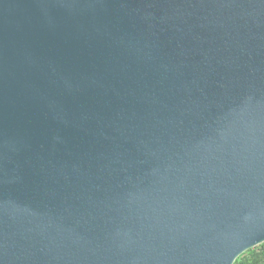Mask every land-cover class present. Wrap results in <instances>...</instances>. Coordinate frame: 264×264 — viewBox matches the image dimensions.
<instances>
[{
    "label": "water",
    "instance_id": "obj_1",
    "mask_svg": "<svg viewBox=\"0 0 264 264\" xmlns=\"http://www.w3.org/2000/svg\"><path fill=\"white\" fill-rule=\"evenodd\" d=\"M263 242L264 0H0V264Z\"/></svg>",
    "mask_w": 264,
    "mask_h": 264
},
{
    "label": "trees",
    "instance_id": "obj_2",
    "mask_svg": "<svg viewBox=\"0 0 264 264\" xmlns=\"http://www.w3.org/2000/svg\"><path fill=\"white\" fill-rule=\"evenodd\" d=\"M234 264H264V242L242 253Z\"/></svg>",
    "mask_w": 264,
    "mask_h": 264
}]
</instances>
